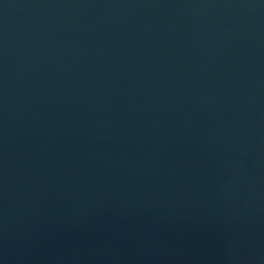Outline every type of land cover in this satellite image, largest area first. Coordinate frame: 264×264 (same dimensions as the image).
<instances>
[{
    "label": "water",
    "instance_id": "1",
    "mask_svg": "<svg viewBox=\"0 0 264 264\" xmlns=\"http://www.w3.org/2000/svg\"><path fill=\"white\" fill-rule=\"evenodd\" d=\"M0 264H264V0H0Z\"/></svg>",
    "mask_w": 264,
    "mask_h": 264
}]
</instances>
